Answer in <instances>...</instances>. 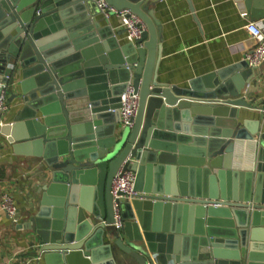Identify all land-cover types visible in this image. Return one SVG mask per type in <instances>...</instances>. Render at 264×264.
Masks as SVG:
<instances>
[{
  "label": "water",
  "instance_id": "1",
  "mask_svg": "<svg viewBox=\"0 0 264 264\" xmlns=\"http://www.w3.org/2000/svg\"><path fill=\"white\" fill-rule=\"evenodd\" d=\"M105 1L142 20L138 39L119 43L100 26L96 0H0V84L20 76L7 105L21 106L0 132L52 170L17 229L32 234L43 264H116V251L136 264H264V121L249 125L237 111L250 108L238 86L247 64L161 84L158 0ZM245 6L261 11L251 21L264 18V0ZM127 85L138 106L120 127ZM119 171L135 173L145 198L117 201V229Z\"/></svg>",
  "mask_w": 264,
  "mask_h": 264
},
{
  "label": "crops",
  "instance_id": "2",
  "mask_svg": "<svg viewBox=\"0 0 264 264\" xmlns=\"http://www.w3.org/2000/svg\"><path fill=\"white\" fill-rule=\"evenodd\" d=\"M245 2L246 0H158L153 7L154 17L160 24L156 80L167 86L186 87L193 79L244 62V54L255 44L244 26L248 22H256L262 28L264 26V18L250 20L251 10L254 9L255 16L261 11L258 7L247 9ZM95 18L102 20L100 26L116 35L119 43L126 42L114 17L106 20L97 13ZM118 33L122 34L119 36ZM241 70L238 86L241 87V97L250 108L237 107L238 120L256 125L257 121H264V113L261 112L264 105V63L258 68L247 66ZM233 74L235 73L227 74L225 80L230 81ZM9 78L7 98L18 92L20 76L9 73ZM229 88H237L236 83H230ZM224 98L218 97L217 100ZM17 102L13 100L7 105L2 125L11 124L16 118L21 109ZM236 160H239L240 168L247 163L246 146L240 148ZM51 171L42 158L15 154L12 144L0 132V203L4 194L12 196L17 207L18 221L13 224L0 211V263L8 260L12 264H43L36 254L32 234L17 229V226L27 222L37 212L41 198L39 190L50 183ZM114 258L116 264H136L118 251Z\"/></svg>",
  "mask_w": 264,
  "mask_h": 264
},
{
  "label": "built area",
  "instance_id": "3",
  "mask_svg": "<svg viewBox=\"0 0 264 264\" xmlns=\"http://www.w3.org/2000/svg\"><path fill=\"white\" fill-rule=\"evenodd\" d=\"M96 10L102 17L108 20L114 17L123 33L126 42H133L138 39L145 30V24L136 15L127 10H116L109 6L105 0H96ZM250 38L255 41L251 50L246 52L243 61L248 67L254 69L260 67L264 63V26H260L256 22H248L244 26ZM7 89L8 87L0 84V127L2 126V118L7 110ZM121 107L119 111L120 125L122 127H130L132 119L136 114L138 106V96L133 93L131 85H127L125 91L120 96ZM221 102V99L217 100ZM264 113V105L261 108ZM135 173L131 171H119L112 180L111 194L114 206V227L119 228L121 225L120 217L117 209V201L131 202L135 199L145 198V193L134 190ZM0 211L13 223L17 221V207L9 194H4L0 203ZM0 264H12L10 261H4Z\"/></svg>",
  "mask_w": 264,
  "mask_h": 264
}]
</instances>
